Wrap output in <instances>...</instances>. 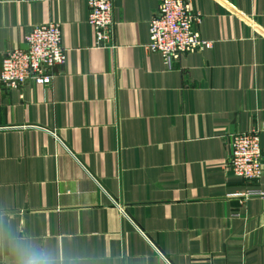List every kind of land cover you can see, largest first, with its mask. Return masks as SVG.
I'll use <instances>...</instances> for the list:
<instances>
[{"label":"crops","instance_id":"crops-1","mask_svg":"<svg viewBox=\"0 0 264 264\" xmlns=\"http://www.w3.org/2000/svg\"><path fill=\"white\" fill-rule=\"evenodd\" d=\"M159 0H114L98 48L86 0H0V66L32 26L62 25L48 87L0 83V264H264V197L229 167L260 131L264 0H197L212 49L149 52ZM264 160V159H263Z\"/></svg>","mask_w":264,"mask_h":264},{"label":"built area","instance_id":"built-area-1","mask_svg":"<svg viewBox=\"0 0 264 264\" xmlns=\"http://www.w3.org/2000/svg\"><path fill=\"white\" fill-rule=\"evenodd\" d=\"M196 1L159 0V11L150 20V43L146 49L160 53L168 68H172L185 53L203 52L214 46L213 41L204 39L196 28L203 20V14L195 7ZM86 3L94 45L112 49L117 24L114 0H86ZM24 40L26 49L16 48L5 54L0 66V83L7 88H18L28 82L50 86L56 76V69L67 63L61 23L50 21L32 26ZM230 141L229 167L234 175L249 183L262 180L264 158L260 131L253 129L233 134ZM238 196L244 203L250 197H264V192L249 189Z\"/></svg>","mask_w":264,"mask_h":264}]
</instances>
